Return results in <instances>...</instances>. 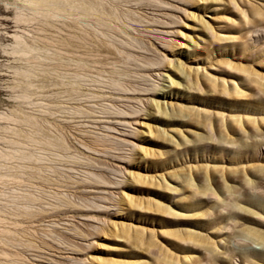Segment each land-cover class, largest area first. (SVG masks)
<instances>
[{
	"label": "rangeland",
	"instance_id": "1",
	"mask_svg": "<svg viewBox=\"0 0 264 264\" xmlns=\"http://www.w3.org/2000/svg\"><path fill=\"white\" fill-rule=\"evenodd\" d=\"M49 1L0 0V264H264V0Z\"/></svg>",
	"mask_w": 264,
	"mask_h": 264
},
{
	"label": "bare ground",
	"instance_id": "2",
	"mask_svg": "<svg viewBox=\"0 0 264 264\" xmlns=\"http://www.w3.org/2000/svg\"><path fill=\"white\" fill-rule=\"evenodd\" d=\"M28 1V3L32 6V7H34V8H36V9H38L40 6L42 7V5H46V6H48V9L46 10V11H42V12H40V14L41 15H45V16H52V15H57L58 14V12H61L62 11V9H60L57 5H55V4H53V3H51L49 0H27ZM55 3V2H54ZM58 3V2H57ZM71 7H74V6H71ZM78 8V7H77ZM41 9V8H40ZM79 9H81L85 14H89V13H92V11H93V7H87V8H83V7H81L80 6V8ZM81 10H79V11H81ZM58 11V12H57ZM94 15V14H93ZM80 16V15H79ZM144 43V42H143ZM149 44V43H148ZM20 45V44H19ZM145 46L147 47V48H150L147 44H145ZM144 46V47H145ZM23 48V47H22ZM20 49V48H19ZM154 53H157V50L156 49H154V48H150ZM149 49V50H150ZM21 51H24V50H22V49H20ZM26 50V49H25ZM203 88V87H202ZM159 104V103H158ZM18 181V180H17ZM15 217V216H14ZM6 233H7V235H9V237H12V235H13V232H12V230H6ZM183 239V238H182ZM195 239V238H194ZM13 240V239H12ZM13 251V250H12Z\"/></svg>",
	"mask_w": 264,
	"mask_h": 264
},
{
	"label": "snow or ice",
	"instance_id": "3",
	"mask_svg": "<svg viewBox=\"0 0 264 264\" xmlns=\"http://www.w3.org/2000/svg\"><path fill=\"white\" fill-rule=\"evenodd\" d=\"M70 0H60V3L67 5L69 4Z\"/></svg>",
	"mask_w": 264,
	"mask_h": 264
}]
</instances>
